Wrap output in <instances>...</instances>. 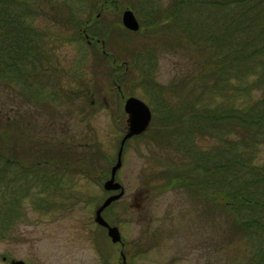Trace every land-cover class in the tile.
I'll use <instances>...</instances> for the list:
<instances>
[{
	"label": "rangeland",
	"instance_id": "obj_1",
	"mask_svg": "<svg viewBox=\"0 0 264 264\" xmlns=\"http://www.w3.org/2000/svg\"><path fill=\"white\" fill-rule=\"evenodd\" d=\"M131 1L113 0L104 22L117 26L121 12L130 8L140 25L139 17L150 6L164 8L168 0H133L136 10ZM100 15L98 11L96 17ZM36 23L40 31L55 33L49 36L50 42L46 35L44 40L53 51L43 73L35 80L27 78L26 84L37 91L33 102L23 99L22 117L14 120L20 128L6 133L8 185L0 193V264H9L10 259L25 264H120V249L128 264H242L227 218L215 215L212 219L194 189L166 187V177L158 175L170 165V151L153 134L160 121L169 124L163 113L170 105L167 101L179 104L180 100L159 98L157 87H165L170 94L172 77L183 73L182 51L176 52L169 42L160 43L165 37L160 42L152 40L155 51L149 64L155 62L152 77L158 86L152 84L157 89L147 90L139 84L140 71L130 66L129 58L134 42H150L146 28L132 37L129 53L124 54L121 41L125 38L118 28L106 44L92 37L86 40L84 33L70 41L60 27L51 24L55 21L42 15ZM127 96L143 100L152 120L142 134L126 141L116 173L124 195L103 212L118 227L121 248L95 223L94 211L109 194L102 185L126 130L123 102ZM32 135L35 148L28 142ZM212 144V139L197 141L199 148ZM54 148L58 152L69 148L72 163L40 158L39 151L53 153Z\"/></svg>",
	"mask_w": 264,
	"mask_h": 264
},
{
	"label": "trees",
	"instance_id": "obj_2",
	"mask_svg": "<svg viewBox=\"0 0 264 264\" xmlns=\"http://www.w3.org/2000/svg\"><path fill=\"white\" fill-rule=\"evenodd\" d=\"M112 2L0 0V193L8 185L6 133L20 128L14 120L8 124L6 113L19 114L23 99L33 102L37 89L26 84L27 78L43 73L53 51L44 40L46 35L50 42L55 33L40 31L36 18L55 21L51 24L70 41L84 33L107 44L118 28L124 54L132 37L146 28L150 42H134L129 56L130 66L140 71V85L158 86L152 77L155 62L149 64L154 38L165 37L159 42L175 46L185 60L183 73L170 81V94L156 88L159 98L180 100L167 101L163 113L169 124L160 121L153 134L170 151L171 163L158 175L166 177V187L194 189L212 219L227 218L240 263L264 264V0H168L164 8H147L138 31L127 30L120 19L114 27L104 22ZM134 2L129 3L136 10ZM200 138L213 144L199 148Z\"/></svg>",
	"mask_w": 264,
	"mask_h": 264
},
{
	"label": "water",
	"instance_id": "obj_3",
	"mask_svg": "<svg viewBox=\"0 0 264 264\" xmlns=\"http://www.w3.org/2000/svg\"><path fill=\"white\" fill-rule=\"evenodd\" d=\"M121 23L124 28L130 31H138L140 27L136 15L130 8H125L122 11ZM123 110L126 114V130L120 139L116 160L110 168L109 177L103 183L104 190L113 193L105 197L94 211V221L99 226L106 228L107 235L112 243L121 242L120 231L117 226L111 225L105 220L102 212L124 194L123 186L115 178L118 169L122 165V154L126 141L133 136L143 133L149 127L152 119L150 107L143 100L135 96L124 98ZM124 257L122 255L123 259H125ZM10 264H24V262L22 260H11Z\"/></svg>",
	"mask_w": 264,
	"mask_h": 264
},
{
	"label": "flooded vegetation",
	"instance_id": "obj_4",
	"mask_svg": "<svg viewBox=\"0 0 264 264\" xmlns=\"http://www.w3.org/2000/svg\"><path fill=\"white\" fill-rule=\"evenodd\" d=\"M88 44L90 43V42H87ZM6 121L8 122V124L11 126V124L12 123H14L13 122V120H16V118H21L22 117V113L20 112L19 114H15L11 109H10V111L8 112V113H6ZM28 123V122H27ZM30 132H32V131H30ZM7 133H11V131L10 130H8V132ZM35 139V136L34 135H32L31 137H30V139L28 140V142H30V144H31V148L32 147H34L35 148V144H34V140ZM23 144V143H22ZM27 148V146H24V144H23V149L25 150ZM28 149V148H27ZM54 152L52 153V150L50 149L49 151H46V152H42V150L41 151H39V152H41V156H40V158L42 159H44V161L46 162V161H50L51 163H57L58 162V160H60L61 159V162L63 161V162H66L67 163V165L69 166L71 163H72V158H73V153H72V151L71 150H69V148H67V149H64V151L62 152H58V151H56V149L54 148ZM57 150H59V149H57ZM68 150V151H67ZM28 152V151H27ZM48 152H50L51 153V156L49 157L48 155H46V154H48ZM47 156V159H45L46 158V156ZM123 196V195H122ZM121 196V197H122ZM107 209V208H106ZM105 209V210H106ZM104 210V211H105ZM103 211V212H104ZM102 212V213H103ZM102 228H104V227H102ZM105 230H106V228H104ZM106 234H107V232H106ZM120 243V242H119ZM120 247L122 248L123 247V244L122 243H120ZM119 255H120V259H121V262H120V264H128L127 263V261H126V255H125V253H124V251H123V249H120V251H119ZM122 255H124L125 257V259H123L122 258ZM3 259H5L4 257H3ZM10 262H11V259H10V261H9V264H10Z\"/></svg>",
	"mask_w": 264,
	"mask_h": 264
}]
</instances>
